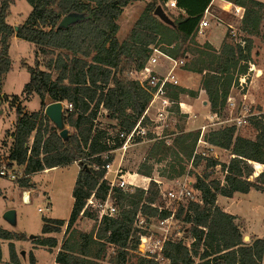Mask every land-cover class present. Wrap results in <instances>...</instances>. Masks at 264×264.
I'll return each instance as SVG.
<instances>
[{
  "label": "trees",
  "instance_id": "16d2710c",
  "mask_svg": "<svg viewBox=\"0 0 264 264\" xmlns=\"http://www.w3.org/2000/svg\"><path fill=\"white\" fill-rule=\"evenodd\" d=\"M25 1L31 7L30 13L15 30L7 22L13 0H0V99L3 75L11 70V41L18 38L31 43L34 48L33 66L23 64L29 73L23 93L37 96L41 108L31 113L16 108L14 129L9 135L12 144L7 167L14 164L23 168V178L19 183L24 190L34 187L30 179L32 174L73 163L79 167L72 188L68 220L43 218L41 235L35 242L51 252L58 245L51 234L61 233L63 227L65 233L71 231L80 216L89 217L94 220L90 233L80 234L79 247L65 241L55 254V263L90 264L92 262L86 258L104 259L106 245H109L114 252L110 262L126 264L139 244V231L134 226L137 214L146 219L168 216L167 211L159 212L157 208L160 204L159 185L151 179L146 190L135 188L129 192L113 188L111 196L117 214L112 217L98 219V214L85 205L92 194L97 200H104L108 195L110 189L104 179L103 166L114 159L113 152L121 147L122 140L118 139L116 132H129L151 99L150 93L131 74L141 70L151 56L152 47H158L162 42L169 27L155 14V10L160 7L168 20L165 4L169 0H148L122 40L117 38L118 19L125 7L138 0ZM211 1L175 0V9L181 13L171 22L177 37L174 48L185 50ZM226 1L244 8L240 31L255 35L260 23L264 22V3L256 0ZM67 15H79L82 19L66 28L59 27ZM242 40L245 45L241 47L226 33L219 54L207 53L200 59H208L211 64L208 67L211 72L206 73L203 84L212 111L218 112L225 107L230 89L238 86V77L248 72L253 44L251 38ZM166 88L168 97L176 102L181 90L170 84ZM54 102L71 105V109L63 108L64 126L71 130H67L65 139L44 115L45 107ZM100 110L106 112L109 121L115 122L113 136L108 135V128L98 127ZM248 123L255 131L254 139L235 135L234 126L211 130L204 136L207 145L229 150L231 158L227 164L194 153L198 132L178 135L173 140V148H167L161 140L152 145V156L163 148L156 162H161L169 154L174 158H180L182 154L192 160L193 166L204 160L205 170L219 166L225 173L224 184L221 185L204 172L193 185L201 203L190 202L186 210H177L175 218L186 223V236L192 241L190 245L182 240L167 242L162 256L168 264H263L264 238L251 237L244 242L236 217L225 213L216 204L218 196L227 198L250 190L264 194V112L258 117L248 118ZM255 164L262 166L257 176ZM183 172L184 167L179 165L173 178L183 175ZM140 174L151 178L150 169ZM0 240L9 242V257L5 263L2 262L0 245V264H21L14 242H23L26 236L0 226ZM28 264H36L32 252L29 253ZM134 264L159 263L140 257Z\"/></svg>",
  "mask_w": 264,
  "mask_h": 264
},
{
  "label": "rangeland",
  "instance_id": "374dc122",
  "mask_svg": "<svg viewBox=\"0 0 264 264\" xmlns=\"http://www.w3.org/2000/svg\"><path fill=\"white\" fill-rule=\"evenodd\" d=\"M147 1L148 0H138L123 9L118 19L119 31L117 33V38L119 40L124 39L128 35ZM212 8L222 17L225 24L233 26L236 32V39L251 38L253 46L249 62L254 65L251 66V68H255L256 66V69L249 71V79L246 85H244V91L240 87H237L230 93L225 107L218 111L219 113L221 111L220 116L215 119L207 118V120L201 124L202 127L206 126L204 130L205 135L211 130H218L226 126H234L237 119L243 115L242 111L244 108L248 109L253 114H261L264 112V22L260 23V27L255 35H248L246 32L240 31L241 22L239 20L234 19L224 11L222 12V9L218 8L217 5H213ZM165 9L169 14V22L165 23V25L170 27V22L177 17V14L174 9L168 6H166ZM30 10L31 7L25 0H13L7 22L11 26L17 27L24 22ZM223 29H225L226 33L229 32L226 27H223ZM169 32L171 31L167 33ZM33 52L34 48L31 43L18 38L12 39L9 49L11 70L3 75L2 97L0 99V166H7V157L12 144V139L9 135L14 129L16 108L20 107L23 111L28 113L39 111L41 108L40 100L37 96H26L23 93L24 86L29 81V73L23 68V64L33 66ZM131 77L134 78L135 75H131ZM210 110L212 111V109ZM99 113V118L97 120L98 127L108 128V131L114 135L115 131L113 130V125L115 122L109 121L106 118V112L103 110H100ZM248 118L249 117L246 118V124H244V126L239 128L235 126V135L254 139L255 131L249 125ZM211 121L214 122L213 125L210 124ZM172 123L173 121L170 116L164 124L165 126L159 130L158 138H155L156 135H152L151 133L149 136L155 139L148 137L144 141L130 145L126 150L115 151L113 153L114 168L120 165V169L125 175L124 180L126 182H134L137 187L141 189H147L151 179L157 180L158 183H160L158 184L159 189H169L175 182L183 184L191 181L193 183L192 185H194L204 172L207 174L209 173L211 179L218 180L221 185H223L225 177L223 170H221L219 166L205 170L204 160H202L199 165L193 166L182 154H180V158H174V156L169 154L168 157L161 162H156V159L162 154L160 149L163 150V148L157 150L152 156L150 154L152 145L161 140L164 141V145H166L167 148H173V140L178 137L170 135V133L174 131L170 128ZM195 127L197 126H193V128ZM65 128L71 131L68 127ZM198 137L199 139L195 145V153L205 157H213L219 162L227 164L231 158L229 150L224 151L218 148H212L211 150L207 149L202 143H199L201 137ZM179 165L184 167L183 175L173 178V175H175L179 169ZM258 166V164L254 165L255 172L262 169L261 166ZM10 168L13 170V173H15L16 180L0 177V226L9 231L22 233L26 236L25 241L14 242L21 264H28V256L31 251L35 253L37 264H55L51 254L57 253L65 241H68L71 245L78 246L81 242L80 234L90 233L94 225L93 219L80 216L71 231L65 233V227H63L61 233L51 234L50 236L57 239L58 244L51 252L35 242L37 237L41 235L43 218L68 220L72 208V188L77 175V166L72 164L66 165L57 167L47 173H38L33 177L30 176L31 182L34 183L35 186L32 188L34 189L33 191H29L27 201H23L22 191L24 189L19 183L23 178V168L14 164ZM147 169L151 170V179L149 182L140 174L141 171ZM111 177L112 175L109 174L108 178ZM135 188L136 187L127 186L126 191L130 189L134 191ZM235 197L236 198L230 201L229 209L234 213L240 212L241 215L253 225L257 236H264V194L251 190L249 194L244 195L238 193ZM220 201L221 205H223L222 199ZM46 207H48V210H46ZM39 209L41 212L38 211ZM10 210L15 213L14 224H10L4 219V214ZM235 222L241 228L243 241L247 242L250 233L243 228L242 222H237L236 220ZM152 223L154 224V222ZM169 229L173 236L177 232H180V240H182L184 244L190 245L191 239L186 236L187 233L185 232L188 230V226L181 218L174 221ZM8 243V241L0 240L3 263L8 261ZM113 254V248L106 245L104 259L95 263L113 264L110 262ZM140 257L141 255L138 250L131 252V258L126 264H134ZM89 261L94 263L93 260ZM158 263L168 264L166 261Z\"/></svg>",
  "mask_w": 264,
  "mask_h": 264
},
{
  "label": "built area",
  "instance_id": "2783aa9c",
  "mask_svg": "<svg viewBox=\"0 0 264 264\" xmlns=\"http://www.w3.org/2000/svg\"><path fill=\"white\" fill-rule=\"evenodd\" d=\"M220 1L222 3V12L224 11L228 13V15L232 16L234 19L239 20L240 22L242 21L244 15L243 7H239L233 4L232 2L226 0ZM165 5L172 9L176 8L175 0H169ZM223 27L227 28V30L229 31L228 34L236 44H239L241 47L245 45L242 39H236V32L233 26H231L230 24H225L222 17L217 14V12H215V10L210 4L206 7L195 32L197 34H203L206 29H223ZM159 58H164L171 63V68L165 75H160L155 71V68L159 66ZM183 65V58H170L169 56L164 54L158 47H152L151 56L141 68V70L131 74L135 75L134 79L139 82L143 89L150 93L151 99L143 114L129 132H116V136L118 137V139L122 140L121 147L117 150H126V148L132 144H137L141 141H144L148 137L153 138L152 136H149L151 133L152 135H156L155 138L159 137L158 132L159 130H161V128H163V126H165L164 124L172 115V107L175 104V102L168 97L166 87L168 84L178 85V81L173 76L172 72L176 67H181ZM251 66L254 65L250 64L248 72L243 76H240L237 80L238 85L241 89H243L244 85H246L247 80L249 79V71L254 70V68H251ZM153 105H156V109L154 117L151 118L148 116V111L149 108ZM65 107L71 109L70 104L65 105ZM242 114L243 115H241V117L237 119L234 127L236 126L239 128L244 126V124H246L247 117H258L260 115L259 113L253 114L246 108H244ZM213 123V121L210 122L211 125H213ZM205 129L206 126L200 128L201 138L204 134ZM108 135L113 136L111 132H109ZM110 142L111 141L108 140V143ZM190 164H192V160L190 161ZM258 167H260V165ZM103 169L105 171L104 179L108 182L110 191L104 200H97L95 199L94 194H92L85 205V208H89L98 214V219H101V217L103 216L112 217L117 214V207L115 205L114 199L111 196V190L113 188H118L122 191H126L127 186L138 188L134 182H126L124 180L125 175L122 173L120 165L114 168V159L110 162L105 163ZM258 172H255V175L258 174ZM109 174L112 175L111 178H108ZM0 177H4L10 180H16L15 173H13V170L7 167L6 165L0 166ZM154 181L157 184H160L158 183V181ZM192 184L193 183L191 181L185 182L183 184L175 182V184L169 189H159L160 204L157 205V208L159 212L162 210L167 211L168 216L166 218L146 219L141 216V214H137L134 226L139 231V244L137 250L139 251L141 257L152 259L155 262L166 261V263H168V260H165L162 256L164 245L169 241H176L180 240L181 238L180 232H177L173 236L170 233L169 229L170 225L177 220L175 218L177 210L180 208L186 210L190 202L201 203L198 193H196V191L193 189ZM144 190L146 189L144 188ZM129 191L132 190L130 189ZM151 206L154 208L156 207L155 204H152ZM46 210H48V207H46ZM38 211L41 212L40 209ZM152 222H154V224Z\"/></svg>",
  "mask_w": 264,
  "mask_h": 264
},
{
  "label": "crops",
  "instance_id": "0c3cea01",
  "mask_svg": "<svg viewBox=\"0 0 264 264\" xmlns=\"http://www.w3.org/2000/svg\"><path fill=\"white\" fill-rule=\"evenodd\" d=\"M258 2L264 3V0H256ZM210 5H217L218 8L222 7V3L220 0H212L210 2ZM176 14H180L181 12L178 11L177 9H174ZM167 26V25H166ZM168 31H171L167 33ZM166 33L164 34V37H162V42L159 43L157 46L158 48L168 55L170 58L173 59H184V65L181 67H176L172 74L178 81V85H173L177 87L178 89L181 90V92L178 95V99L175 102L174 106L172 107V115L171 119L173 123L170 125L171 130H174L173 133H170L171 136H178L180 134H187V133H196L198 132V136H200V128L202 127V123H204L207 118L208 119H215L218 118L221 114L218 112L211 111L210 107V100H208L206 96V91L204 88L203 84V79L206 73H210L211 71L208 70V67L211 65L208 62V59L206 60H200L204 58V55L209 53L214 56H217L221 50L222 47V42L224 40V37L226 35L225 29H216V28H210L206 29L203 34H197L194 32L191 37L188 39L186 45H185V50L184 49H176L174 48L175 45L177 44L176 40V33L173 30V26L167 28L165 31ZM171 34V35H170ZM169 35V36H168ZM159 66L155 68V71L160 74V75H165L168 73V71L171 68V63L167 61L164 58H159ZM214 66V65H213ZM256 69V66L255 68ZM239 78V77H238ZM238 80V79H237ZM169 85V84H168ZM172 85V84H170ZM239 87L236 86L234 88L230 89V93L235 89ZM244 89V87H243ZM242 89V90H243ZM229 93V95H230ZM228 95V97H229ZM227 97V99H228ZM226 99V100H227ZM228 101V100H227ZM227 103V102H226ZM155 109L156 105H153L152 107L149 108L148 111V116L153 118L155 115ZM201 125L200 127H198ZM193 126H197L193 128ZM204 136L205 134L202 135L201 140H199V143H202L203 146L207 149H216V147L207 145L204 141ZM196 152L194 148V153ZM190 161L191 160H188ZM72 165L77 166V173L79 171V167L76 163H73ZM55 169V168H53ZM53 169H47L42 172L38 173H47L50 170ZM32 174L31 177L34 175L38 174ZM77 176V175H76ZM30 177V179H31ZM144 179H147L149 182L151 178L148 177H143ZM76 179V178H75ZM157 181V180H156ZM75 182V181H74ZM32 183V182H31ZM34 184V183H33ZM35 186V185H34ZM34 189L30 190H23V199L25 198V194H27L29 191H33ZM133 192V191H131ZM251 193V190L250 192ZM246 193V194H249ZM238 193L233 194L232 197H222L218 196L216 200L217 206L223 210L225 213H230L236 217L237 222H242L243 228L250 233V237L253 238H264V236H257L255 233V230L253 228V225L250 224V221L245 219L241 213H234L232 212L229 207H230V201H232L235 196H237ZM244 194V195H246ZM223 201V205H221V200ZM25 201V199L23 200ZM35 257L34 251H31ZM55 254H51L53 257V260L55 258ZM36 259V264H37V258ZM87 260H93L94 263L90 264H96L95 262L99 260H95L92 257H87ZM55 263V261H54ZM56 264V263H55ZM263 264H264V257H263Z\"/></svg>",
  "mask_w": 264,
  "mask_h": 264
},
{
  "label": "water",
  "instance_id": "95a60500",
  "mask_svg": "<svg viewBox=\"0 0 264 264\" xmlns=\"http://www.w3.org/2000/svg\"><path fill=\"white\" fill-rule=\"evenodd\" d=\"M155 14L159 16L164 23L169 22L165 17L164 12L161 10L160 7H157L155 10ZM82 19V16L79 15H67L62 18L60 21L59 27L66 28L70 24L78 22ZM171 23V22H170ZM17 30V27H15ZM63 103L61 102H54L47 105L44 109V115L50 120V122L59 130V135L61 138L65 139L67 136V129L64 127L63 123ZM4 219L9 222L10 224L15 223V213L14 211H7L4 214ZM248 239V237H247Z\"/></svg>",
  "mask_w": 264,
  "mask_h": 264
},
{
  "label": "bare ground",
  "instance_id": "6f19581e",
  "mask_svg": "<svg viewBox=\"0 0 264 264\" xmlns=\"http://www.w3.org/2000/svg\"><path fill=\"white\" fill-rule=\"evenodd\" d=\"M26 201L28 200V196H27V194H25V198H24Z\"/></svg>",
  "mask_w": 264,
  "mask_h": 264
}]
</instances>
